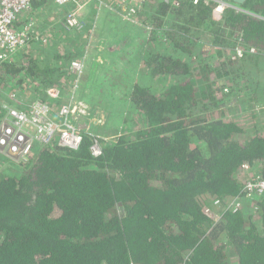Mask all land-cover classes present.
Returning a JSON list of instances; mask_svg holds the SVG:
<instances>
[{
    "label": "trees",
    "instance_id": "16d2710c",
    "mask_svg": "<svg viewBox=\"0 0 264 264\" xmlns=\"http://www.w3.org/2000/svg\"><path fill=\"white\" fill-rule=\"evenodd\" d=\"M225 1L223 12L216 0L149 4L150 35L132 44L135 65L166 82L158 93L133 85L139 118L123 129L89 125L79 148L55 142L0 170V264H264V193L243 187L264 177V134L219 112L240 81L245 107L264 94L255 86L264 73V0ZM208 43L226 58L219 66L202 51ZM18 66L7 74L27 69ZM223 77L230 88L218 98L223 87L213 80ZM229 199L240 200L236 211L219 204Z\"/></svg>",
    "mask_w": 264,
    "mask_h": 264
},
{
    "label": "rangeland",
    "instance_id": "374dc122",
    "mask_svg": "<svg viewBox=\"0 0 264 264\" xmlns=\"http://www.w3.org/2000/svg\"><path fill=\"white\" fill-rule=\"evenodd\" d=\"M116 3L118 5L117 11L122 17L123 22H125L121 30H124L127 28V25H129L126 30L127 34L124 32L125 34L121 35L124 39L131 38L127 40V43L126 41L119 42L120 36L116 37L117 34L115 33V29H113L115 28V24H104L103 26H99V29L100 27L102 28L100 34L103 37L102 40H99V30L95 24L96 17H92L93 21L90 20L91 13H84L88 4L83 5L82 1L59 4L56 0H47L43 5L35 6L33 0L31 8L23 12L20 16V21L22 23L27 21L31 29L38 34V40H35L32 44L30 59L26 62H22L20 59L18 61V68L22 67V65H26L25 67L27 69L18 72H9L8 75L5 76L0 75V109L5 108V106H25L33 100L31 97H35L36 95L44 97L40 92L33 95V90H31V92L30 89L26 90L24 85H30L31 83H35L38 87L44 85L43 81L46 76L48 77V75L52 73L51 71L59 66L64 67V69L68 71L67 73L64 72L60 80L55 81L56 85L54 86H56V88L59 86L61 89L65 88V91L62 90L64 92L67 91V94H63V100L70 96L67 89L69 87L72 88L73 84H77V88L75 89L76 93H78L82 102H85L86 105L89 106V112H92L91 119L89 120H87L86 116H83L82 121L85 122L84 124H89L91 127L92 125L102 126L109 121V129H123L128 117L132 122L138 119L139 115L132 112L133 107L129 98L132 93L131 89L133 85L140 83L150 87L152 91L158 93L162 90L166 81L163 82L164 79L160 78H155V80H153L151 77L145 76L140 71L141 64L138 66L135 65L137 54L132 44H136L140 39L136 41L132 40V36H135L134 33H132V29H136V38L141 36L140 38L144 37L148 39L150 30L146 26L145 20H147L149 16H146L148 13L144 12H149V7L142 11L147 0H127L126 2L114 0L109 6L112 7ZM103 5H105V3H99L98 7H102ZM75 12L80 24L78 23V26H71L69 19ZM96 14L98 15L99 13L96 11ZM134 24L137 28L133 27ZM116 25H118V23ZM145 28L147 29L145 30ZM140 29H142V33H139ZM203 37L205 39V35ZM42 42L44 45H42ZM240 42L241 41H238L239 44L236 53L232 56L233 60L236 59L239 61L241 55H243V46H241L242 43ZM162 47L164 48L165 44ZM202 51L209 54L210 64L215 67L219 66L222 61L226 59H220V54L214 52L209 43L203 46ZM229 52L231 53V51ZM38 58L39 61L36 62ZM32 60L35 61L31 63ZM69 60H71L70 64L67 65ZM73 62L80 63L82 68L81 71L73 69L74 71L81 72L80 76L72 74L71 65ZM31 69L43 71L44 73L42 76L44 79L30 80L28 83L25 80L24 83L20 82L21 79H26V77V80L31 79V75L26 74V70L29 71ZM247 70L255 71L253 67L247 68ZM200 73H202L200 70L194 71V74L198 78L201 76ZM56 76L55 74L54 77ZM128 77H130V79L127 86ZM224 78L225 77L215 78L213 80L217 81L218 85H215L216 87H223V90L219 92L218 98H223L227 89L230 88ZM257 81L261 82L262 86L264 85L263 77H259L255 80V82ZM168 82L169 80H167V83ZM240 83L239 86H241L242 91H237L239 92L238 95L235 93V95L225 100L221 106L222 110L219 108V112L224 111L226 117L239 121L242 123L241 126H249L252 129H258L264 134V101L260 103V100L264 98V94L261 93L262 91L255 92L254 95L252 94L254 97H252L253 101L247 98L246 100L248 101L246 105L248 107H245L240 100L245 97L244 91L247 90V86H245L242 81H240ZM100 84H104L105 89L104 87L100 88ZM249 88H251V86H249ZM51 92L52 95L56 94L55 87ZM1 117L2 114H0V119ZM132 122L129 124L133 129L138 128V126L134 125ZM109 139H111V136L107 137V140ZM4 158L5 157L0 156V162L2 161L0 170H6L12 163L10 160L8 161Z\"/></svg>",
    "mask_w": 264,
    "mask_h": 264
},
{
    "label": "built area",
    "instance_id": "2783aa9c",
    "mask_svg": "<svg viewBox=\"0 0 264 264\" xmlns=\"http://www.w3.org/2000/svg\"><path fill=\"white\" fill-rule=\"evenodd\" d=\"M32 1L0 0V75H8V67L18 65L19 59L22 62L30 59L31 47L35 40H38V34L31 29L27 21L22 23L20 16L31 8ZM76 1H82L83 5H86L91 2L112 4L114 0H56L59 4ZM126 1L122 0V2ZM175 3H177V0H175ZM223 9L224 7L219 8V10ZM69 23L71 26L80 24L76 12L69 19ZM73 69L81 71L82 68L79 62L72 63L71 70L73 73H69L80 76L81 72ZM24 80L26 79L24 78ZM76 85L73 84L72 88L69 87L71 88L68 89L70 98L62 106L63 111H61L62 108H54L50 105L51 99L43 87H41V90L43 89L44 97L36 95L37 97H33V100L25 106H5V108L0 109V114H2L0 119V155L19 163L33 157L41 147L51 146L55 142L65 147L79 148L85 135L89 133L90 127L89 124H84L85 122L80 120L82 113L86 111L87 105L82 102L78 93H76ZM24 87L29 90L30 85H24ZM55 91L56 94L52 95L53 97H56L57 93L63 90L55 87ZM65 93L67 94V91ZM93 137L95 143L91 146V151L95 156H98L102 153V147L97 137L95 135ZM243 187L248 195L264 193V177L255 181L247 180ZM240 203L239 199H229L219 204L226 210L234 209L236 211Z\"/></svg>",
    "mask_w": 264,
    "mask_h": 264
},
{
    "label": "crops",
    "instance_id": "0c3cea01",
    "mask_svg": "<svg viewBox=\"0 0 264 264\" xmlns=\"http://www.w3.org/2000/svg\"><path fill=\"white\" fill-rule=\"evenodd\" d=\"M154 2V0H147V3L145 4V7L143 8L142 11H144L149 4H152ZM117 8H118V5L117 4H114L112 7L109 6V4H105L103 5L102 7H98V3L97 2H92V3H89L88 6L85 8V12L84 13H87V14H90V20L93 21L92 17H96V21H95V24L97 25V29L99 30V34H98V38L99 40H102V36L100 34V31H102V28L100 27L99 29V26H103L104 24L106 25H114L115 24V33L117 34L116 37H119L120 36V41L119 42H122V41H126L127 43V40H130L129 38H125L123 36H121L122 34H125L124 32H126L127 34V29L129 27V25H127V28H125L124 30H121L122 26H124V23L123 20H122V17L120 16V14L118 13L117 11ZM96 11L99 13L98 15L96 14ZM144 13H148V15L146 16H150V13L151 12H147L145 11ZM145 16V15H144ZM145 16V17H146ZM118 23V25H116ZM92 24V23H91ZM136 30V29H135ZM136 32V31H135ZM135 32H133L135 34ZM139 33H142V29L139 30ZM104 34V33H103ZM137 35V34H136ZM132 37H135V36H132ZM141 37V36H140ZM134 38L132 39L133 41H136L137 39H141V38ZM141 41V40H139ZM138 41V42H139ZM43 43V42H42ZM44 45V43L42 44ZM39 61V58L36 59V62ZM36 74H39V75H31V79L29 80H25L27 83L30 81V80H43L44 77L42 76L43 74L41 72H37ZM63 74H58L56 77H54V74H51V75H48L47 79L45 78L46 80V83L44 82V85L38 87L35 85V83H31L30 84V92L31 90H33V95L37 94L38 92L42 93L43 95V89L47 86V85H50V86H53V85H56L55 84V81L57 80H60L62 77ZM260 77H263L264 78V73L260 76ZM27 79V78H26ZM23 81V83L25 82ZM258 82V81H257ZM257 82H255V86H257ZM22 83V84H23ZM261 83V82H260ZM41 87H43V89L41 90ZM59 87V86H58ZM60 88V87H59ZM69 89V88H68ZM67 89V90H68ZM35 90V91H34ZM260 92V91H258ZM255 93V92H254ZM253 93V95H254ZM257 93V92H256ZM252 95V97H253ZM33 98V97H31ZM254 98V97H253ZM261 103V102H260ZM19 107V106H18Z\"/></svg>",
    "mask_w": 264,
    "mask_h": 264
},
{
    "label": "bare ground",
    "instance_id": "6f19581e",
    "mask_svg": "<svg viewBox=\"0 0 264 264\" xmlns=\"http://www.w3.org/2000/svg\"><path fill=\"white\" fill-rule=\"evenodd\" d=\"M51 101H50V105L54 108H62V106H64L68 101H69V98H65L62 100L63 98V94L61 92H58L57 93V96L56 97H53L52 95H49ZM64 108L61 109V111H63ZM78 112H81V111H78ZM89 113H88V106L86 107V111L84 113H82V118L83 116H87ZM58 118V116H57ZM94 134H92L91 136H93Z\"/></svg>",
    "mask_w": 264,
    "mask_h": 264
},
{
    "label": "clouds",
    "instance_id": "9594fccd",
    "mask_svg": "<svg viewBox=\"0 0 264 264\" xmlns=\"http://www.w3.org/2000/svg\"><path fill=\"white\" fill-rule=\"evenodd\" d=\"M157 0H154V2H156ZM168 1H171V0H168ZM175 1V0H174ZM218 2V5L216 7V11L217 12H223L225 7L228 5V3L225 1V0H216ZM224 7L223 10H219V8H222ZM242 46V45H241ZM96 136V135H95ZM97 137V136H96ZM11 161V160H10Z\"/></svg>",
    "mask_w": 264,
    "mask_h": 264
},
{
    "label": "flooded vegetation",
    "instance_id": "af4514ba",
    "mask_svg": "<svg viewBox=\"0 0 264 264\" xmlns=\"http://www.w3.org/2000/svg\"><path fill=\"white\" fill-rule=\"evenodd\" d=\"M51 89H52V86L49 87V91H48V94H49V95H52V92H51L52 90H51ZM50 90H51V91H50Z\"/></svg>",
    "mask_w": 264,
    "mask_h": 264
},
{
    "label": "water",
    "instance_id": "95a60500",
    "mask_svg": "<svg viewBox=\"0 0 264 264\" xmlns=\"http://www.w3.org/2000/svg\"><path fill=\"white\" fill-rule=\"evenodd\" d=\"M235 1L242 3V2H244L245 0H235Z\"/></svg>",
    "mask_w": 264,
    "mask_h": 264
}]
</instances>
